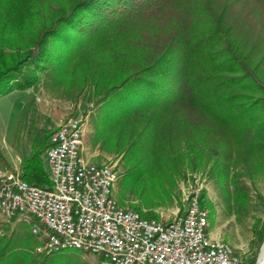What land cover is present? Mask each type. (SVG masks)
Returning a JSON list of instances; mask_svg holds the SVG:
<instances>
[{
	"label": "trees",
	"instance_id": "obj_1",
	"mask_svg": "<svg viewBox=\"0 0 264 264\" xmlns=\"http://www.w3.org/2000/svg\"><path fill=\"white\" fill-rule=\"evenodd\" d=\"M25 4L0 0V96L33 87L41 72L73 81L76 95L97 107L95 140L123 158L125 191L155 181L163 160L177 154L190 169L211 163L226 174L248 159L264 161V0H73L48 28L4 43V20L16 25ZM57 42L66 48L48 45ZM113 42L107 69L91 60ZM50 134L35 136L20 160L30 185L50 186ZM239 190L235 203L243 207ZM154 193L151 199L170 195ZM198 201L207 208L202 192ZM38 245L27 231L13 238L0 224V264H57L52 253H36Z\"/></svg>",
	"mask_w": 264,
	"mask_h": 264
},
{
	"label": "rangeland",
	"instance_id": "obj_2",
	"mask_svg": "<svg viewBox=\"0 0 264 264\" xmlns=\"http://www.w3.org/2000/svg\"><path fill=\"white\" fill-rule=\"evenodd\" d=\"M72 1L27 0V4L19 9L13 19L14 23L17 22L16 25L4 20L6 34L3 42L10 44L17 40L26 41L35 29L42 26L48 28L55 14L62 8L69 9ZM249 35L252 37L253 34ZM61 44L63 43L57 42L48 45H56L58 50H64L66 47L63 45L62 47ZM116 44L117 42L109 43V49L100 48L96 55H93L96 52H92L89 57L107 69L111 46ZM134 53L136 54L135 51ZM102 61L106 65L101 64ZM59 73L64 74L62 71ZM62 77L59 75L57 82L47 76L46 72H41L37 78L38 82L33 87L24 90L14 89L0 96V175L7 172L19 173L22 155L29 152L35 136L41 138L43 134L52 132L56 126L71 117L80 118L84 157L96 164L109 165L117 173L113 195L118 206L130 210H136L137 206L140 213L148 211L152 213L153 217L147 219L165 221L180 213L186 205L187 198L198 190L203 194L207 207L205 209L209 215L208 232L216 240L231 246L244 264H249L251 260L254 261L253 264L255 263L260 247L264 243V161L259 158L248 159L245 164L230 168L226 174L217 172V168L211 163L204 168L190 169L185 166L187 161H183L177 154L169 164L163 160L161 168L163 175L157 177L155 181L150 178L142 187L138 184L137 188L143 189L142 196L137 193L140 190L125 191L119 184L126 170L123 158L121 155L109 154L95 140L94 116L97 107L85 103L81 96L76 95L79 89L75 88L74 82L66 77L61 81ZM237 188L242 189L241 194H244L247 200L243 207L235 203L234 192H240ZM161 189L169 190L170 195L151 199L154 197V190ZM122 195L124 196L121 197ZM147 198L159 205L147 208L146 204L149 201ZM33 222L34 218L31 216H15L12 220H6L0 214V224L9 228L13 238L27 231L36 243L40 244L35 248V252L46 255L41 245L42 237L31 232ZM49 258L57 260V264L96 262L95 256L76 250L53 253Z\"/></svg>",
	"mask_w": 264,
	"mask_h": 264
},
{
	"label": "built area",
	"instance_id": "obj_3",
	"mask_svg": "<svg viewBox=\"0 0 264 264\" xmlns=\"http://www.w3.org/2000/svg\"><path fill=\"white\" fill-rule=\"evenodd\" d=\"M80 118L51 132L44 151L49 187L30 185L18 172L0 175V214L31 216L33 235L47 253L76 250L95 264H244L233 248L209 237V215L199 191L171 219H147L117 205V173L83 155Z\"/></svg>",
	"mask_w": 264,
	"mask_h": 264
},
{
	"label": "bare ground",
	"instance_id": "obj_4",
	"mask_svg": "<svg viewBox=\"0 0 264 264\" xmlns=\"http://www.w3.org/2000/svg\"><path fill=\"white\" fill-rule=\"evenodd\" d=\"M255 264H264V243H262Z\"/></svg>",
	"mask_w": 264,
	"mask_h": 264
},
{
	"label": "crops",
	"instance_id": "obj_5",
	"mask_svg": "<svg viewBox=\"0 0 264 264\" xmlns=\"http://www.w3.org/2000/svg\"><path fill=\"white\" fill-rule=\"evenodd\" d=\"M208 234H209V237H210L211 239L216 240V238H215L213 235H211L210 233H208Z\"/></svg>",
	"mask_w": 264,
	"mask_h": 264
}]
</instances>
